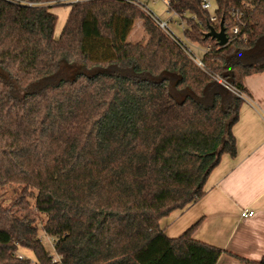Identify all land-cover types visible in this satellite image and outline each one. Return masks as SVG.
Instances as JSON below:
<instances>
[{"label": "trees", "instance_id": "16d2710c", "mask_svg": "<svg viewBox=\"0 0 264 264\" xmlns=\"http://www.w3.org/2000/svg\"><path fill=\"white\" fill-rule=\"evenodd\" d=\"M53 7H69L57 37ZM170 8L202 67L130 0H0V264H216L224 252L195 225L172 238L159 221L235 155L243 78L264 71V0ZM136 20L145 41L127 40ZM221 26L242 36L219 46L207 33Z\"/></svg>", "mask_w": 264, "mask_h": 264}, {"label": "crops", "instance_id": "0c3cea01", "mask_svg": "<svg viewBox=\"0 0 264 264\" xmlns=\"http://www.w3.org/2000/svg\"><path fill=\"white\" fill-rule=\"evenodd\" d=\"M68 12H61L64 22ZM243 85L249 95L232 127L235 155L221 156L196 202L159 221L172 238L195 225L191 237L224 250L216 264H245L231 254L251 261L264 257V71L244 77ZM242 210L253 214L241 217Z\"/></svg>", "mask_w": 264, "mask_h": 264}, {"label": "rangeland", "instance_id": "374dc122", "mask_svg": "<svg viewBox=\"0 0 264 264\" xmlns=\"http://www.w3.org/2000/svg\"><path fill=\"white\" fill-rule=\"evenodd\" d=\"M139 2H142L143 4L146 5V8L151 11L158 19L161 21H165L168 24V27L179 37H181V27L179 25V22H181V18L179 16H176L172 14L171 12L168 11L167 5L165 2L162 0H137ZM63 8L64 7H53L52 10L57 14V21H56V26H55V37L59 35V32L62 28L63 21ZM62 12V13H61ZM146 35L142 27V23L140 20H136L132 27L131 30L127 36V40L131 42H137V41H145ZM188 46L190 49L195 53L197 57H201L203 50L197 46V44L194 43H189ZM80 67L78 65L72 64L70 66L67 65H60L58 72L53 79L57 78H72L76 71H79ZM92 72V71H91ZM0 75L2 77H5V73L0 70ZM44 83V80H41L32 86L28 87L27 90L32 91L37 88H39L42 84ZM225 83V82H224ZM23 91L21 90L19 94H22ZM32 202V201H31ZM33 203V202H32ZM42 221L44 219L42 218ZM40 228V227H39ZM40 236L43 239V242L45 243V246L48 250H51V239L44 235L42 231H40ZM22 253V252H21ZM23 253L26 256L31 257L32 253L28 250H24ZM22 253V254H23Z\"/></svg>", "mask_w": 264, "mask_h": 264}, {"label": "built area", "instance_id": "2783aa9c", "mask_svg": "<svg viewBox=\"0 0 264 264\" xmlns=\"http://www.w3.org/2000/svg\"><path fill=\"white\" fill-rule=\"evenodd\" d=\"M72 2H77L79 0H71ZM132 3L140 6L149 16L150 18L154 21V23L162 30L164 31L171 39H173L174 41H176L177 43H179L181 45V47L183 48V50L186 52V54L193 60V62L199 66V67H202V62H201V59L199 57H197L195 55V53L190 49V47L188 46L189 41H187V39L184 38V36L182 35V31L185 29L186 27V23H185V19L183 18V16L185 15V13H182L181 15H179L178 13H176V11L174 10H171L170 8V0H162L163 2L166 3L167 5V9L169 12H171L172 14L176 15V16H179L181 18V22H179V25L181 27V37L177 36L169 27H168V24L167 22L165 21H161L160 19H158L151 11H149L147 8H146V5L143 4L142 2H139L137 0H130ZM200 6L202 9L204 10H208V11H213V9L215 8V0H200ZM242 8H239L237 11H232L231 12V15L232 16H236L239 12H242ZM210 21L212 22H215L216 21V17L213 15V14H210V17H209ZM220 28L217 30L219 31ZM226 34V32H225ZM228 35L229 37L227 36V42H228V39L231 38V39H234V38H239L241 37L240 36V30L239 28L236 26V27H233L229 30L228 32ZM243 38H245V36H243ZM195 44V43H194ZM199 46V45H197ZM199 48H201L204 52V48L199 46ZM217 80L223 84L226 88H229L232 90V88L227 85L226 83L223 82L222 79L220 78H217ZM233 91V90H232ZM238 94V93H237ZM241 95V94H239ZM243 98H244V95L242 94L241 95ZM253 214L252 211H247V210H242L240 212V216L241 217H247V216H251ZM42 238V237H41Z\"/></svg>", "mask_w": 264, "mask_h": 264}, {"label": "water", "instance_id": "95a60500", "mask_svg": "<svg viewBox=\"0 0 264 264\" xmlns=\"http://www.w3.org/2000/svg\"><path fill=\"white\" fill-rule=\"evenodd\" d=\"M207 36H211V37L215 38L217 40L219 46H224L227 43V36H226L225 30L222 26L220 27L219 31H215L213 28H211L208 31Z\"/></svg>", "mask_w": 264, "mask_h": 264}]
</instances>
